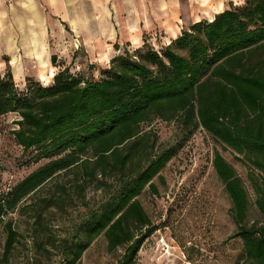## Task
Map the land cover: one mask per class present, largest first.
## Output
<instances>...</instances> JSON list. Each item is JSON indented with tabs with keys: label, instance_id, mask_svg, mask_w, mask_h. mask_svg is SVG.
Masks as SVG:
<instances>
[{
	"label": "trees",
	"instance_id": "16d2710c",
	"mask_svg": "<svg viewBox=\"0 0 264 264\" xmlns=\"http://www.w3.org/2000/svg\"><path fill=\"white\" fill-rule=\"evenodd\" d=\"M160 46L159 49L156 47ZM116 55L99 79L73 72L65 62L50 84L0 76V116L15 113L12 134L32 161H46L7 192L0 193V264H16L21 233L10 214L56 177L72 176L59 191H85L98 182L115 185L109 200L91 210L82 233L56 244H39L48 264H80L102 235L107 250L125 247L119 264H137L146 239L157 229L138 196L155 189L153 179L175 155L154 154L156 136L144 131L156 119L200 127L255 170L249 178L264 215V0L226 2L212 21L193 23L171 42L144 36L140 47L115 44ZM75 57V56H74ZM214 169L225 185L244 255L235 264H264V224L249 223V198L242 179L216 151ZM46 203L51 198H43ZM37 264H42L37 262Z\"/></svg>",
	"mask_w": 264,
	"mask_h": 264
},
{
	"label": "rangeland",
	"instance_id": "374dc122",
	"mask_svg": "<svg viewBox=\"0 0 264 264\" xmlns=\"http://www.w3.org/2000/svg\"><path fill=\"white\" fill-rule=\"evenodd\" d=\"M229 1L234 5L245 2ZM137 36L139 34L131 39L139 46L141 39ZM71 42L72 50L61 55L65 63L73 72L80 71L84 76L99 79L108 62L102 64L98 59L91 63L89 56L85 58L80 35L71 37ZM104 54L108 56V51H103ZM41 70L40 81L46 85L52 83L58 72V68L51 67ZM42 72L47 76L46 81H43ZM17 119L15 113L0 116V193L13 188L46 162H33L34 152H24L17 144L12 134L17 128ZM144 131L156 136L154 154L174 148L175 155L153 179L155 189L146 187L138 196L157 229L141 247L137 264H235L244 255V242L241 237H233L237 225L231 216L229 194L214 169L215 152H220L242 179L249 198V223L264 224V215L256 204L257 195L249 178V173L260 175V172L238 159L235 152L225 149L201 127L187 131L179 122L156 119L145 126ZM71 177L53 178L10 214L21 233L14 258L16 264L53 262L59 248L53 249L46 244L52 252L51 259H47L39 244L48 243L49 238L59 244L64 238L82 233L81 227L90 211L103 206L114 193L115 185L102 187L95 182L85 191L79 192L72 187L67 196L63 195L58 184L66 183L70 187ZM43 198H51L53 202L46 203ZM163 241L169 247H165ZM124 252L125 247L109 252L102 235L86 250L80 264H119Z\"/></svg>",
	"mask_w": 264,
	"mask_h": 264
},
{
	"label": "crops",
	"instance_id": "0c3cea01",
	"mask_svg": "<svg viewBox=\"0 0 264 264\" xmlns=\"http://www.w3.org/2000/svg\"><path fill=\"white\" fill-rule=\"evenodd\" d=\"M228 1L0 0V76L10 70L19 86L30 77L40 80L41 69L57 68L53 55L56 64L66 61L61 55L72 50L74 35L81 36L85 58L106 64L117 53L115 44L137 48L144 36L169 43L193 23L212 21ZM137 34L139 46L131 39Z\"/></svg>",
	"mask_w": 264,
	"mask_h": 264
},
{
	"label": "built area",
	"instance_id": "2783aa9c",
	"mask_svg": "<svg viewBox=\"0 0 264 264\" xmlns=\"http://www.w3.org/2000/svg\"><path fill=\"white\" fill-rule=\"evenodd\" d=\"M163 243H164L165 247H169L168 244H166L164 241H163Z\"/></svg>",
	"mask_w": 264,
	"mask_h": 264
},
{
	"label": "clouds",
	"instance_id": "9594fccd",
	"mask_svg": "<svg viewBox=\"0 0 264 264\" xmlns=\"http://www.w3.org/2000/svg\"><path fill=\"white\" fill-rule=\"evenodd\" d=\"M241 2H242V0H241Z\"/></svg>",
	"mask_w": 264,
	"mask_h": 264
}]
</instances>
